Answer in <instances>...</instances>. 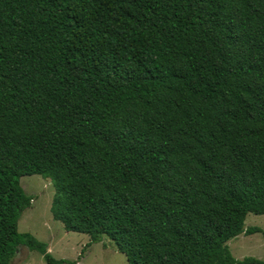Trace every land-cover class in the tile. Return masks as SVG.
I'll return each instance as SVG.
<instances>
[{"label": "trees", "instance_id": "1", "mask_svg": "<svg viewBox=\"0 0 264 264\" xmlns=\"http://www.w3.org/2000/svg\"><path fill=\"white\" fill-rule=\"evenodd\" d=\"M35 174L129 264H264V0H0V264H76L18 229Z\"/></svg>", "mask_w": 264, "mask_h": 264}, {"label": "rangeland", "instance_id": "2", "mask_svg": "<svg viewBox=\"0 0 264 264\" xmlns=\"http://www.w3.org/2000/svg\"><path fill=\"white\" fill-rule=\"evenodd\" d=\"M21 184L25 192L34 196L32 206L24 210L18 229L21 233H31L48 244L51 254L60 259L76 261V264H129L127 256L120 252L114 241L104 237L101 242L89 244L88 234L67 231L61 221L53 218L51 206L56 189L50 178L35 174L23 176ZM246 228L260 227L264 230V214L249 212ZM237 259L255 257L264 260V234L244 233L228 242ZM11 264H47L43 255L21 245Z\"/></svg>", "mask_w": 264, "mask_h": 264}]
</instances>
